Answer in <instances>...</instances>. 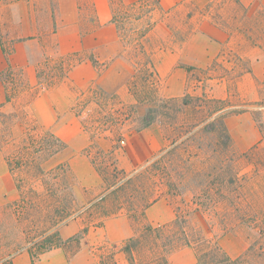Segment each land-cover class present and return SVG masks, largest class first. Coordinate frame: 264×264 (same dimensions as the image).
<instances>
[{
	"label": "rangeland",
	"instance_id": "1",
	"mask_svg": "<svg viewBox=\"0 0 264 264\" xmlns=\"http://www.w3.org/2000/svg\"><path fill=\"white\" fill-rule=\"evenodd\" d=\"M205 2L0 0L6 50L31 17L42 33L31 37L34 69L72 99L46 119L30 104L41 86L30 92L23 70L0 73V264L24 249L36 256L50 233L72 255L96 231L98 264H198L209 249L264 264V21L243 14L233 28L230 4L213 0L215 27L203 28ZM203 29L228 38L210 61L199 41L183 43Z\"/></svg>",
	"mask_w": 264,
	"mask_h": 264
},
{
	"label": "crops",
	"instance_id": "2",
	"mask_svg": "<svg viewBox=\"0 0 264 264\" xmlns=\"http://www.w3.org/2000/svg\"><path fill=\"white\" fill-rule=\"evenodd\" d=\"M213 0H206L205 5L208 6V10L206 14H202V16L197 19H200L203 23L201 24V27H215V24L213 23L215 21V18L212 16L214 12L212 5L214 3L210 4ZM220 1V0H218ZM209 2V3H208ZM226 3L230 4V10L232 11V27H238L240 28V21L242 19V15L245 14L243 19H249L256 15V19L264 21V0H226ZM221 9H218L217 12L220 14ZM205 9L203 10V12ZM211 13V15H209ZM249 16V17H248ZM196 17H192L191 20H197ZM26 20L28 21L27 25L24 29L25 31L22 34H18L16 38H13V42L11 43L10 47H8V51L6 50L7 47L5 46V43L3 42V39L0 36V73L5 71L6 69L10 70H23L25 74V79H29L32 81L31 87L28 88L30 92L34 89V85L41 86V91L37 92L35 96H32L30 99L31 106H34L35 104L40 105L43 107L50 115L44 116V118H52L53 113H56L53 108L56 107L59 109V103L61 105L60 112L62 109V113L59 116L64 115L66 109H68L72 105V99L68 98L66 101H63V99L57 95V93L64 92L65 86L62 84L53 85L51 86H44V84L41 81V77H39L38 69L35 70L33 66V58L30 57V46L32 45V36H34L33 31V21L31 20V17H26ZM218 20V19H217ZM159 25V24H158ZM217 26H220V23L217 24ZM37 30V28H36ZM222 31V30H221ZM220 31V32H221ZM37 34V35H41ZM234 34V33H233ZM36 35V36H37ZM197 35L192 34L190 35V38H188L186 41H184V44H191L194 40L199 41L201 44L202 55L201 58L210 61L218 56V54L223 49L224 42L228 38L224 37H217L212 38L211 36L206 35V31L203 29L202 34ZM159 42H168L171 43L172 37H157ZM233 44H238V39H234ZM182 58L179 54L176 56V60ZM160 70L166 69L168 63L158 62ZM208 63V62H207ZM48 78V77H46ZM39 82V84H37ZM27 92V91H25ZM54 93V94H52ZM7 95V89L5 88V82L3 80H0V104H4L6 100ZM54 96H57V99H54ZM27 98V97H25ZM11 100L8 101L10 103L13 98H10ZM46 100L44 105L38 103L37 101ZM59 102V103H58ZM3 108V105L1 106ZM36 118V116H35ZM58 118V116H57ZM116 218H110L107 219L105 222L106 229L108 228V223L116 222ZM107 231V230H106ZM60 236L63 239L68 238L69 235H67L64 231V229H59ZM98 235V237L96 236ZM110 238V236H108ZM99 237V232H94L93 236L91 235V232H89L88 240L89 243H83L79 250L74 252L72 255L69 253L67 248L63 245H59L56 247H53L49 250H45L36 256H33L27 249L21 250L19 253L12 256L11 264H98L95 257H92V255L89 253V248L92 246L93 242L97 243ZM119 238V237H118ZM117 239V238H116Z\"/></svg>",
	"mask_w": 264,
	"mask_h": 264
},
{
	"label": "trees",
	"instance_id": "3",
	"mask_svg": "<svg viewBox=\"0 0 264 264\" xmlns=\"http://www.w3.org/2000/svg\"><path fill=\"white\" fill-rule=\"evenodd\" d=\"M113 18V17H112ZM182 100L185 102V97L182 98ZM154 108H150L148 110V113L142 118V122L144 126L150 125L153 120H154ZM221 129H218V136L220 138L227 137L226 133V128L224 124L221 122L220 124ZM137 171H133L130 175L128 176L125 172L124 174L117 180V185H115L110 192L113 193L114 195L118 193L119 190L123 189L133 181L136 177H140V173H136ZM123 178V180H122ZM122 180V181H121ZM111 186V185H110ZM108 186V187H110ZM151 229L150 226H148L147 230ZM83 232H86V229H83ZM58 240V241H56ZM138 243V240L136 238H129L124 242L123 245V250L128 254L129 259L132 260V250L134 247H136ZM62 244V239L58 237L57 233H50L47 237H45L42 245L39 247V250H42L39 253L49 250L53 247L59 246ZM30 252V251H29ZM31 253V252H30ZM33 256H35L33 253H31ZM247 255H243L242 257H236V258H231L227 256L225 253H221L219 255L218 250L216 249H209L206 251H203L199 256H198V264H259L257 262H248L246 261ZM11 264V263H9Z\"/></svg>",
	"mask_w": 264,
	"mask_h": 264
}]
</instances>
